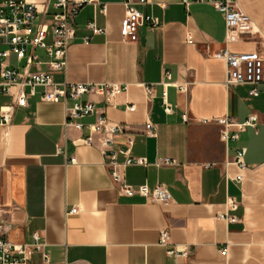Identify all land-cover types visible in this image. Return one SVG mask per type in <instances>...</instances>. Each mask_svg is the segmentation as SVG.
Here are the masks:
<instances>
[{"label": "crops", "instance_id": "crops-1", "mask_svg": "<svg viewBox=\"0 0 264 264\" xmlns=\"http://www.w3.org/2000/svg\"><path fill=\"white\" fill-rule=\"evenodd\" d=\"M28 1L51 9L52 0ZM91 1L106 4L107 11L90 3L75 16L67 70L54 71V79L129 85L115 99L116 106H106L96 94L81 101L95 102L109 120L124 126L115 150L125 148L131 136L132 156L151 164L159 158L178 163L125 169L127 183L164 184L173 200L161 204L124 195L103 164L98 141H79L88 136L87 125L95 116L80 119L82 129L66 126L72 101L45 102L34 96L20 107L0 94V216L9 225L8 239L25 244L39 233L48 264H264V86L253 96L251 85L227 84L226 64L215 57L223 48L264 55V0H236L251 18L253 33L230 43L223 13L210 4H138L143 14L159 19V26L142 23L132 42L123 36L124 0ZM93 19L104 33L93 34L87 27ZM36 52L46 59L43 49ZM33 69L49 70L45 64ZM166 70L172 83H189V91L165 85ZM146 84L153 85L152 97ZM164 91L172 113L163 108ZM130 105L134 111L127 109ZM6 106L13 107L9 124L2 123ZM184 113L189 122L183 121ZM251 115L258 118L256 128L248 127L236 142L221 139L223 125L215 119L245 121ZM147 122L156 125V136L146 133ZM239 146L247 149L244 168L235 163ZM73 157L76 163H70ZM118 160L123 162L125 155L119 153ZM230 197L237 201L235 210L228 209ZM227 212L237 220L225 219ZM163 229L171 243L190 251L188 257L167 254L159 243ZM31 264H44L40 253Z\"/></svg>", "mask_w": 264, "mask_h": 264}, {"label": "built area", "instance_id": "built-area-1", "mask_svg": "<svg viewBox=\"0 0 264 264\" xmlns=\"http://www.w3.org/2000/svg\"><path fill=\"white\" fill-rule=\"evenodd\" d=\"M187 5L191 3H206L214 6L223 13L226 25V42H237L245 39L253 33L251 18L238 6L236 0H183ZM99 5L91 0H52L50 6L40 8L37 4L28 0H0V94L9 95L13 103L20 107L28 105L29 98L39 96L45 102L72 101V106L67 107V127L82 129L84 124L79 120L88 116H95L94 123L88 124L89 134L79 141L85 145H93L96 141L102 147L104 156L103 164L109 170L112 180L119 186L120 191L128 196H141L151 201L169 204L173 198L164 184L150 187L148 184L131 185L125 179V169L129 165H177L174 159L159 158L150 163L145 157L131 155V147L134 140L127 138L126 147L115 150L113 145L115 138L124 132V126L109 120L97 104L91 100L81 101L86 94H96L103 98L106 106H116L115 99L129 89L128 84L115 82H58L54 79V71L66 72L68 66V52L72 39L75 37V16L87 4ZM148 0H124L126 7L123 23V36L126 40L135 42L138 40V28L146 22L151 27L159 26V19L143 14L137 5H144ZM100 6V7H99ZM99 11L106 13L107 5H99ZM87 27L93 34H101L105 29L99 27L95 19L91 20ZM51 33V40H48ZM89 37L85 38L88 43ZM43 49L46 59L36 52ZM217 59L225 62L227 68V84H248L252 88L250 95L260 94V87L264 86V55L257 52H234L223 48L215 53ZM45 64L49 70L33 69V66ZM165 85L173 84L180 91L188 92L189 83L175 84L170 81L171 73L164 72ZM149 97L153 96V85H145ZM163 108L167 113H172L173 105L169 102L167 92L163 93ZM134 111L135 106L127 107ZM13 107L6 106L2 109V123L9 124L12 119ZM184 122H189L187 113L182 115ZM205 120L204 122H207ZM223 125L221 139L226 143L239 141L241 134L248 127H257L256 115L249 116L245 121H239L231 116H223L215 119ZM148 135L156 136L157 127L152 122L145 124ZM246 147L236 148L235 163L241 168L245 165ZM119 153L125 155V160H118ZM70 163H76L73 157ZM235 180L240 182L242 176ZM228 209L235 210L237 201L230 197L227 201ZM76 208L71 209L75 213ZM229 222H235L237 217L230 213L223 215ZM8 224L0 216V264H31L36 253H40L44 264L50 262V256L41 242L39 233L32 235V241L25 244H17L7 237ZM159 243L167 248L169 256L188 257V249H179L170 241V233L167 229L160 232ZM225 247L222 253H226Z\"/></svg>", "mask_w": 264, "mask_h": 264}, {"label": "rangeland", "instance_id": "rangeland-1", "mask_svg": "<svg viewBox=\"0 0 264 264\" xmlns=\"http://www.w3.org/2000/svg\"><path fill=\"white\" fill-rule=\"evenodd\" d=\"M39 51V50H38Z\"/></svg>", "mask_w": 264, "mask_h": 264}]
</instances>
